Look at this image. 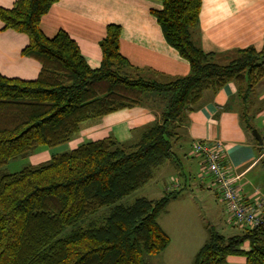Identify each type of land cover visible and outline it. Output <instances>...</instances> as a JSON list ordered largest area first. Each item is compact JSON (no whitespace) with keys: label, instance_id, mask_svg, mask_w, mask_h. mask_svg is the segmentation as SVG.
I'll return each mask as SVG.
<instances>
[{"label":"trees","instance_id":"trees-1","mask_svg":"<svg viewBox=\"0 0 264 264\" xmlns=\"http://www.w3.org/2000/svg\"><path fill=\"white\" fill-rule=\"evenodd\" d=\"M57 1L16 0L0 8L3 30L27 36L21 53L40 64L33 81L0 74V167L68 143L84 122L139 106L148 93L165 94V107L136 143L104 138L15 173L0 172V264H147L144 256L158 255L170 243L158 218L184 188L174 179L176 185L171 180L159 198L118 202L149 183L166 161L176 164L177 130L205 91L232 81L241 99L251 95L264 78V45L215 62L193 39L202 0H157L162 9L151 13L166 42L189 63V75L163 83L127 72L117 25L107 27L101 65L91 69L65 32L42 33L40 19ZM251 118L245 110L239 113L246 131L253 129ZM102 207H111L102 221L61 236ZM207 228L192 264H227L230 255L264 264V225L232 236Z\"/></svg>","mask_w":264,"mask_h":264},{"label":"crops","instance_id":"crops-1","mask_svg":"<svg viewBox=\"0 0 264 264\" xmlns=\"http://www.w3.org/2000/svg\"><path fill=\"white\" fill-rule=\"evenodd\" d=\"M15 1L0 0V8L9 9ZM161 9L162 4L157 0H58L41 17L40 29L47 37H53L59 31L65 32L75 41L87 65L91 69H98L102 61L100 42L106 36L107 27L117 25L120 27L119 52L128 62L126 71L144 79L164 83L188 76L190 65L166 42L151 13ZM193 39L203 52L212 54L214 61L218 63L229 61L240 49L252 47L260 51L264 45V0H202L199 28ZM27 43V36L3 30V23L0 21L2 76L24 81L37 78L40 64L21 53ZM166 97L165 94L148 93L139 106L86 121L68 143L40 150L29 159L33 164H39L54 154L68 152L83 143L109 137L122 143H136L143 132L159 120ZM242 110L251 115V124L260 135L262 143L252 136L253 129L246 131L243 128L239 119ZM177 132L179 138L173 149L178 158L177 165L173 161H166L155 170L151 180L154 181L157 174L162 173L161 181L165 183L163 189H158L157 198L162 196L165 189H170L167 182L177 180L174 178L176 175H168L165 171L183 170L184 181L178 180L181 187H190L191 181L195 180L201 190L209 189L212 177L208 174L203 159L194 153V145L201 141H219L223 145L225 167L234 178L241 200L255 208L264 221V78L253 88L247 99L239 97L238 87L232 81L217 90L205 91L199 102L188 112ZM259 146L263 147L262 153L259 152ZM197 197L200 198L198 195ZM184 199L182 196L172 200L167 209L173 207L174 203H179L175 206L179 214L187 218L191 216L195 220L194 214L191 215L188 211L194 206L182 202ZM223 212L222 224L225 228L222 226V229H232L227 230L231 232L228 236L236 235L245 228L234 226L235 223L225 208ZM162 229L169 236L170 243L159 254L173 249L180 258L185 260L189 257L187 263L191 260L192 264L195 254L206 241L204 235L193 234V228L183 232L180 227L179 233L185 238H180V241H176L178 244H173L168 231L163 227ZM205 229L208 237V228ZM243 249H248L247 243ZM226 263L246 264V258L243 255H230Z\"/></svg>","mask_w":264,"mask_h":264},{"label":"rangeland","instance_id":"rangeland-1","mask_svg":"<svg viewBox=\"0 0 264 264\" xmlns=\"http://www.w3.org/2000/svg\"><path fill=\"white\" fill-rule=\"evenodd\" d=\"M150 103L149 101H147ZM117 141V140H116ZM44 150V149H40ZM38 149L37 152L40 151ZM35 152V153H37ZM34 153V154H35ZM33 164L31 160L28 158H19V159H14L10 160L7 164L4 166L0 167V172L1 173H15L23 168L29 166V165H37ZM168 172V175H176L177 180H181V182L184 181V178H182V175L185 174L183 170H171L165 171ZM165 174V173H164ZM211 179V178H210ZM162 173L157 174L156 178L154 181H150L147 183L144 187L140 188L139 190L133 192L129 196L123 198L120 200L118 203L122 205H128L131 204L133 201H135L138 198L145 197L148 199L152 198H157L158 194L157 191L158 189H163L164 183L162 182ZM168 180L166 179V182ZM172 181L175 183L176 181L172 179ZM187 181V180H186ZM198 181L192 180L191 181V186L187 187L186 185L183 186L184 190L183 196H184V201L182 202H188L194 206L191 210L188 209L189 213L196 217L194 220L193 218H187L184 217L183 215L179 214V210L177 207V204L179 203H174L172 205L173 207H168L167 209V215L163 214L158 218L159 224L166 230L168 231L169 235L172 237V243L173 244H178L176 241H180V238H185V236L180 235L179 233V228L182 227L183 232H188L190 231V228H193V234H199L202 233L204 235V239L206 240L207 238V230L205 227H207V224L211 226L213 229L218 231L219 233L223 235H230L231 232L227 230H232V229H222V226L225 228L223 223V218H224V203L218 198L219 196L216 195V191L213 187V184H211V187L209 189L201 190L198 183ZM168 185H170V181L167 182ZM186 186V187H185ZM182 188V189H183ZM197 195L200 197L198 198ZM218 196V197H217ZM202 197V198H201ZM111 207H102L99 209L96 213L89 215L79 222H77L74 225L68 226L64 229L62 232L61 236H65L69 233H71L73 230H75L77 227H85L89 224L92 223H98L102 221V219L109 214ZM194 217V218H195ZM191 225V226H190ZM234 226H237V228H240V225L235 224ZM190 227V228H189ZM174 248V247H173ZM189 257H187L185 260L180 258L176 252L173 251H168L164 254H159L155 256H144V261L147 264H190V262L187 263Z\"/></svg>","mask_w":264,"mask_h":264},{"label":"built area","instance_id":"built-area-1","mask_svg":"<svg viewBox=\"0 0 264 264\" xmlns=\"http://www.w3.org/2000/svg\"><path fill=\"white\" fill-rule=\"evenodd\" d=\"M223 145L219 141H201L194 145V153L203 159L218 198L224 203L230 219L240 226L255 228L264 225L263 219L255 208L245 204L234 184V178L228 173L223 160Z\"/></svg>","mask_w":264,"mask_h":264},{"label":"water","instance_id":"water-1","mask_svg":"<svg viewBox=\"0 0 264 264\" xmlns=\"http://www.w3.org/2000/svg\"><path fill=\"white\" fill-rule=\"evenodd\" d=\"M251 134L259 143H262L261 137L255 129L251 131Z\"/></svg>","mask_w":264,"mask_h":264}]
</instances>
